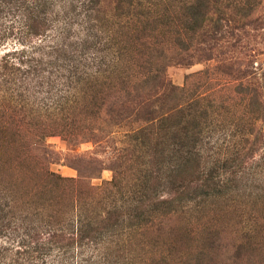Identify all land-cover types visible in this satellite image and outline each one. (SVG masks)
I'll use <instances>...</instances> for the list:
<instances>
[{"label":"trees","instance_id":"obj_1","mask_svg":"<svg viewBox=\"0 0 264 264\" xmlns=\"http://www.w3.org/2000/svg\"><path fill=\"white\" fill-rule=\"evenodd\" d=\"M262 3L0 0V264H140L135 233H171L187 206L264 196V67L236 52ZM195 64L205 68L188 84L170 80V67ZM230 89L237 99L215 94ZM230 128L233 143L213 151ZM55 135L119 139L111 180L89 182L106 169L97 158L79 160L77 177L51 170ZM11 151L17 164L34 162L33 182L8 173ZM134 160L140 174L124 184ZM249 226L233 244L216 231L197 264H217L221 247L233 252L225 260L250 262Z\"/></svg>","mask_w":264,"mask_h":264},{"label":"rangeland","instance_id":"obj_2","mask_svg":"<svg viewBox=\"0 0 264 264\" xmlns=\"http://www.w3.org/2000/svg\"><path fill=\"white\" fill-rule=\"evenodd\" d=\"M254 16L261 19L260 24L258 27L254 26L247 28L243 35V42L241 43V46L238 45L236 52L239 53L242 59H248V62L252 61L256 66L264 67V3H262L259 9H257ZM170 38H172V36H170ZM170 38L168 39L169 42L171 41ZM10 43L12 42L10 41ZM8 47H11V44H9ZM172 47L173 45L171 44L165 45V48H171V51H173ZM232 53L233 52L231 51V55ZM137 55L138 54L135 56ZM127 57L129 58L130 55ZM141 60L142 58L138 56L139 65ZM204 68L205 64H195L191 67L173 66L168 69L167 73L174 84L182 86L188 84L187 77L189 75L196 74ZM141 73L142 68L137 67L136 74L140 75ZM192 79L198 80L196 77H193ZM193 80H190V82ZM214 86L217 85L214 83ZM227 92H229V95L232 98L236 97L237 99L238 96H235V91L233 89L225 91V94L222 93V95H220L218 91H216L215 94L216 96H219L218 98L220 100H222L228 94ZM234 102H236L234 99L230 101L231 104ZM69 115L70 114L68 113L66 116L68 117ZM229 115L230 114L228 113V119L227 121L225 120L226 123L229 121ZM73 117V115H70L69 121ZM222 119L224 120L223 116ZM222 119L220 121H222ZM51 120L52 119H48L45 121L51 124L57 122L59 127L57 129L62 127L60 119H53L52 122H50ZM36 122L40 123L41 120L36 119ZM234 134L235 131H233L232 128H230V130L226 129L217 131L216 138H214L215 145L216 142L217 145L213 151H221V149L226 148L227 145H229L230 140H233L232 135ZM68 136L69 134L67 137ZM118 136L123 138L121 133H119ZM67 137L55 135L47 138L48 144L57 153L56 161L50 165L51 170L60 173L63 176L77 177L79 173L78 170H76L75 165L79 160L97 158L106 169L102 171L100 178H90L89 182L92 185L100 186L104 181L111 180L112 171L108 168L111 161L116 159L113 157L116 155L115 148L121 147L119 139L114 142L108 141L104 144H95L93 141L70 142ZM4 154V161L6 160L7 162L5 166L8 168L5 169L8 173L13 174L19 182L20 176H23L28 182L34 181V162H20V164H17L14 151L4 152ZM138 161L141 162L142 159ZM138 161L134 160V162H131L134 166L132 170L130 169L131 171L127 169L128 166L124 168V171H127L125 176L126 180L123 182L124 184L132 185L136 177L139 176L140 173L138 171L140 170V162ZM83 164L81 163V165ZM99 195L100 194L98 193L97 196ZM254 219H258L259 223L257 225L253 222ZM248 223H250V226ZM170 225L173 229L171 233H158L155 231H148L146 234L135 233V246H133V249L136 255L143 257L142 262L141 259H137V263L157 264L158 262H163V264H197L198 260L196 257L198 256L199 251L201 252L200 261L206 260L207 249H205V246L208 245L207 241L212 234L216 235V233L219 232L221 234L220 236L225 238V242L228 241L233 244L235 241L246 239L245 234L247 233V230L245 227L249 226L258 245H255L256 247L252 248L254 251L252 253L251 261H246L244 263L264 264V196L257 197V195H254L250 198L240 195L228 200L221 198L216 201H209L200 207H195L194 205H191L190 207L187 206L173 218ZM251 226L253 227L251 228ZM212 237L214 238L217 236ZM174 243H179L181 245L179 246L182 247L180 254L172 255L170 253V247H172ZM203 246L204 248L202 249L201 247ZM189 250H191L193 254H191L192 252ZM187 253L190 254L187 255ZM232 253L231 250L227 249V251H225L224 248L221 247L217 254L221 261L217 264H233L232 260H225V258Z\"/></svg>","mask_w":264,"mask_h":264}]
</instances>
